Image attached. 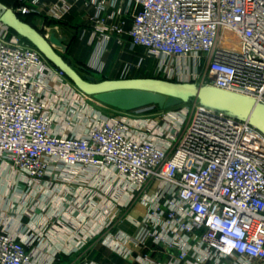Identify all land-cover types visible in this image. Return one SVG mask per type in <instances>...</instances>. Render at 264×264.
<instances>
[{
  "label": "built area",
  "instance_id": "built-area-1",
  "mask_svg": "<svg viewBox=\"0 0 264 264\" xmlns=\"http://www.w3.org/2000/svg\"><path fill=\"white\" fill-rule=\"evenodd\" d=\"M59 1L46 17L62 18L75 2L94 8L103 42L127 35L158 58L162 80L264 105V0ZM18 2L12 9L19 16L39 18L46 7L42 0ZM11 32L0 21V167L29 187L96 194L111 202L106 209L113 216L118 205L139 197L147 209L146 238L174 264H264L260 130L204 107L189 118L186 110L143 116L153 107L94 115L78 133L74 126L63 130L47 96L55 93L51 83L60 90L66 75ZM31 261L28 245L0 230V264ZM136 261L157 264L147 255Z\"/></svg>",
  "mask_w": 264,
  "mask_h": 264
},
{
  "label": "crops",
  "instance_id": "crops-1",
  "mask_svg": "<svg viewBox=\"0 0 264 264\" xmlns=\"http://www.w3.org/2000/svg\"><path fill=\"white\" fill-rule=\"evenodd\" d=\"M42 3L46 6L44 12L39 18L33 17V22L40 20L36 26L44 34L53 27L66 29L73 39L65 58L72 65L87 67L100 81L146 78L144 74H137L138 67L143 72L151 63L144 49H136L127 35L104 43L96 28L99 23L94 18V8L75 2L58 19L45 14L50 5L61 2L42 0ZM125 22L127 31L131 18L126 17ZM44 25L47 28L44 29ZM60 90L80 100V95L75 93L81 92L73 85L64 84ZM155 188L156 185L149 187L150 193H154ZM65 191H56L55 185L29 187L0 167V230L28 245L32 256L30 264H132L139 255H147L157 264H174L175 259L146 238L141 225L147 209L142 203L133 205L121 219L109 215L106 209L110 206L109 200L81 191L67 195ZM140 241L145 244L136 247ZM125 251L131 256L124 257L121 253Z\"/></svg>",
  "mask_w": 264,
  "mask_h": 264
},
{
  "label": "water",
  "instance_id": "water-1",
  "mask_svg": "<svg viewBox=\"0 0 264 264\" xmlns=\"http://www.w3.org/2000/svg\"><path fill=\"white\" fill-rule=\"evenodd\" d=\"M0 21L29 41L56 68L61 70L84 95L123 112L150 106L168 110L192 98L204 108L226 112L249 120L264 134V105L214 87H198L155 78H133L100 81L92 74H81L65 59L72 36L64 27H53L46 34L23 21L10 7L0 2ZM75 34V32H73Z\"/></svg>",
  "mask_w": 264,
  "mask_h": 264
},
{
  "label": "rangeland",
  "instance_id": "rangeland-1",
  "mask_svg": "<svg viewBox=\"0 0 264 264\" xmlns=\"http://www.w3.org/2000/svg\"><path fill=\"white\" fill-rule=\"evenodd\" d=\"M4 1L10 2V3L13 2V0H4ZM33 19L34 18H32V20ZM35 21L38 24L40 20L35 19ZM11 33H14V31H12ZM136 49L140 50V47H137ZM141 56H144V55H141ZM148 57L151 59L150 66L145 71L143 70V72H141L142 68L138 67L137 74L138 75L144 74L146 78L162 79V74H160L157 70L158 58L150 57V56ZM51 84H52L51 91H54L55 93H50L51 96H47V98H49L50 101L53 100L52 104L56 106V110H55L56 111V115H55L56 123L58 125L59 124L62 125L63 130L65 129L64 128L65 126H71V127L74 126L75 132L78 133L79 126L83 125L86 119H90V117L94 115L110 117V116L118 115L120 112H123V111L110 108L98 102L93 97L84 95L83 93H75L82 97L80 98L79 101H77L72 97V95L67 96L66 93H62V91L59 90L56 87V85L53 86V83ZM64 84H69L71 86L73 85V83L67 77L66 79L64 78ZM73 103H76V104L73 106ZM198 107H203V106L200 104L199 100L192 98L189 101L183 102L180 105L172 107L168 110H162V109L155 107L152 110L145 111L143 113V116H147V117L159 116L163 112H167V111H176V112L184 113V110H186L188 111L187 115L189 118L194 115ZM85 126H89V124ZM139 203H140L139 197H137V199H135L128 206L118 205L120 212L117 214L116 217L117 218L121 217L122 219V217L125 216L127 211H129L133 207V205H136ZM131 263L138 264V262L135 259H133Z\"/></svg>",
  "mask_w": 264,
  "mask_h": 264
},
{
  "label": "trees",
  "instance_id": "trees-1",
  "mask_svg": "<svg viewBox=\"0 0 264 264\" xmlns=\"http://www.w3.org/2000/svg\"><path fill=\"white\" fill-rule=\"evenodd\" d=\"M0 2H2L3 4H5L6 6H8V7H13V6H18L19 5V2H18V0H13V2L12 3H10V2H6V1H4V0H0ZM13 5V6H11V5ZM10 5V6H9ZM23 21H25V22H27L28 24H30L31 26H33V27H35V28H37V26H36V23H34L33 22V20H32V18L33 17H31V16H19ZM25 41L28 43V44H30V45H32L29 41H27L26 39H25ZM66 59V58H65ZM66 61L67 62H69L67 59H66ZM70 63V62H69ZM71 64V63H70ZM72 65V64H71ZM73 67H75V68H77V69H80V73L81 74H91L92 73V71L90 70V69H88L87 67H84V66H75V65H72Z\"/></svg>",
  "mask_w": 264,
  "mask_h": 264
}]
</instances>
